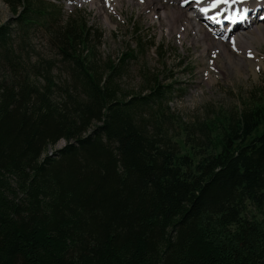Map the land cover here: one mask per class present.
I'll return each mask as SVG.
<instances>
[{
    "label": "trees",
    "instance_id": "16d2710c",
    "mask_svg": "<svg viewBox=\"0 0 264 264\" xmlns=\"http://www.w3.org/2000/svg\"><path fill=\"white\" fill-rule=\"evenodd\" d=\"M5 1L0 264H264V92L184 125L182 152L161 110L171 86L121 85L132 48L100 60L91 28L70 18L47 27L67 76L44 62L39 84L11 25L25 32L57 11Z\"/></svg>",
    "mask_w": 264,
    "mask_h": 264
},
{
    "label": "rangeland",
    "instance_id": "374dc122",
    "mask_svg": "<svg viewBox=\"0 0 264 264\" xmlns=\"http://www.w3.org/2000/svg\"><path fill=\"white\" fill-rule=\"evenodd\" d=\"M40 1L48 6L54 5L57 10L55 18L58 19L52 30L65 25L68 18H82L91 28L94 36L92 43L100 60H106L107 56L116 59L126 48L134 50L137 57L128 61L122 73L121 85L124 89H136L146 77L152 79L154 76L162 85L171 86L166 89L161 110L169 117L165 119V127L180 144L182 152H190V147L183 143L184 125L205 121L216 113L239 111L251 103L252 97L257 98L264 92V28L259 39L250 38L248 42L238 41L235 36L228 39L237 41L235 47L221 41L223 46L218 52L211 47L213 35L209 34L208 39L201 40L191 19L201 23V26L202 22L197 21L193 14L191 18L189 9L173 4V1L140 0L139 3V0H117L113 4L114 9L110 8L113 1L110 7L104 6L109 4V0H94L91 3L89 0ZM168 7L182 11L188 17L174 16L167 25L162 19V12ZM14 20L9 4L0 0V24ZM39 23L25 32L19 31L13 23L11 32L13 47L16 51L19 46L22 48L24 63L32 71L31 77L43 84L41 77L34 75L37 64L53 62L51 74L60 79L67 76V64L46 29L52 24V17L47 14V17L39 19ZM256 24L252 31L264 26V22ZM252 31L243 35H250ZM251 45L254 49H246ZM242 48L239 57L252 59L253 62H246L247 65L237 70L224 56L225 53L235 56ZM246 52H252L254 57H248ZM2 63L5 64V60L0 61V75H7L10 71ZM157 105H152L154 110Z\"/></svg>",
    "mask_w": 264,
    "mask_h": 264
},
{
    "label": "bare ground",
    "instance_id": "6f19581e",
    "mask_svg": "<svg viewBox=\"0 0 264 264\" xmlns=\"http://www.w3.org/2000/svg\"><path fill=\"white\" fill-rule=\"evenodd\" d=\"M90 1L93 2L94 0H90ZM112 1L113 2H112V5H111V8H113V3L115 4L117 2V0H112ZM172 1L173 0H171L170 2H172ZM139 3H140V0H139ZM186 13H188V12H186ZM188 14L191 16V18L194 17L192 14H190V13H188ZM174 16H176V17H188L182 11L172 9L171 7H168V9H165V11L162 12V19L165 21V23H167V25H169L170 20H173ZM192 21L193 20L191 19V23H195V29H196L197 32H199L198 33L199 34V38L201 40H203V38L208 39L209 38V32L203 26H201V23L196 22V21L192 22ZM185 23L187 24V20H185ZM191 23L189 24V26L191 25ZM256 23L257 22H253V25L250 26L249 28H247V29L250 30L249 32H251L252 29H254L256 27V25H257ZM263 28H264V26H260L259 27V30L252 31V33L250 35H243V34L249 33V32H246V31H244L243 33L230 34L227 37V39H231V38L233 39L234 36H235V39L236 40L241 41V42H248V40L250 38L259 39L261 33L263 32ZM238 35H241V36H238ZM252 35H254V36H252ZM221 41H225V40L224 39H220V38H214L213 40H211V43H212L211 44V47H213L212 49L218 50V52H219V48H221L223 46V44H222ZM236 42L237 41H235V44H236ZM243 49L244 48H242L241 50H239V52H237V54L235 56L234 55H230L229 53H225V56H224V59L229 64L233 65V67L235 69H237V70H239L241 68V66L243 67L246 64V62H248V64L249 63L251 64L253 62L252 59L245 60V59H242L241 57H239V55L241 54V52L243 51ZM246 49H254V47L251 45V46L247 47ZM249 57H252V56H249ZM213 65L214 66H217L215 63H213ZM254 66L255 65L252 64L251 67H253V69H254Z\"/></svg>",
    "mask_w": 264,
    "mask_h": 264
},
{
    "label": "snow or ice",
    "instance_id": "6c2138e0",
    "mask_svg": "<svg viewBox=\"0 0 264 264\" xmlns=\"http://www.w3.org/2000/svg\"><path fill=\"white\" fill-rule=\"evenodd\" d=\"M227 5V10H232L234 8V6L236 5H243L244 4V0H211V2L203 7L201 9V11L207 13L210 9H216L219 5ZM248 12V8H243V10L241 11L240 9H235V11H233V14L231 16L226 17L227 19L232 20L233 22H235L237 19H243L244 16L247 14ZM220 13L217 12L215 16H212V19H216V16H219ZM233 47H235V42L233 40ZM249 55H251V52H249Z\"/></svg>",
    "mask_w": 264,
    "mask_h": 264
}]
</instances>
